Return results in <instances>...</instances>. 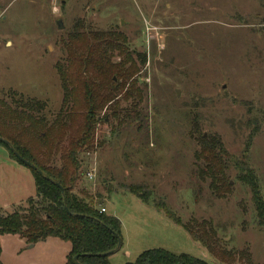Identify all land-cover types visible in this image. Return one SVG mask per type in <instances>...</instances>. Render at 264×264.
<instances>
[{
    "label": "rangeland",
    "instance_id": "obj_1",
    "mask_svg": "<svg viewBox=\"0 0 264 264\" xmlns=\"http://www.w3.org/2000/svg\"><path fill=\"white\" fill-rule=\"evenodd\" d=\"M78 25L119 31L134 58L146 57L136 75L144 119L117 127L103 110L94 133L101 145L81 155L83 175L75 185L79 197L84 191L87 202L121 221L122 244L110 263L133 262L158 247L220 264L153 206L160 197L183 222L211 221L220 245L264 264V227L257 224L250 189L238 181L237 169L229 167L231 193L225 198H214L207 181L192 176L198 133L215 134L234 161L245 160L254 171L264 200V0H0L4 104L42 101L40 117L53 121L63 93L56 63H65L67 35ZM118 105L130 108L123 101ZM195 126L198 133L191 131ZM7 153L0 143V215L26 209L35 195L26 167H20L26 178L5 169ZM88 170L93 180L85 177ZM135 184L146 185L149 203L128 192L127 185ZM68 248L58 239L30 247L9 234L0 236V261L63 264Z\"/></svg>",
    "mask_w": 264,
    "mask_h": 264
},
{
    "label": "trees",
    "instance_id": "obj_2",
    "mask_svg": "<svg viewBox=\"0 0 264 264\" xmlns=\"http://www.w3.org/2000/svg\"><path fill=\"white\" fill-rule=\"evenodd\" d=\"M74 27L75 31L66 38L65 63H56L63 93L61 109L53 121L48 123L40 117L38 111L44 109L42 101L21 99L9 107L0 100V143L10 158L31 172L35 188V195L26 201V209L0 215V236L15 235L30 246L50 238L58 239L69 246L63 264H111L108 253L118 243L120 247L122 244L121 221L105 211L99 212L98 205L85 200L88 197L84 191L81 194L85 199L79 197L75 185L83 175L81 155L94 152L101 145H96L94 133L103 110L102 115L108 114L117 127L144 119L138 109L142 90L136 75L145 65L146 57L136 53L134 58V51H129L126 38L119 31L98 32L82 30L79 25ZM120 101L129 103L130 108L119 106ZM191 131L199 132L196 126ZM197 144L194 180L207 181L214 198H225L231 193L227 172L231 165L235 167L238 181L250 189L257 224L264 227V200L248 163L234 161L218 135L198 133ZM13 151L34 169L19 161ZM127 190L140 201L149 203L146 185H127ZM200 192L201 185L194 191L196 200ZM155 201L153 206L158 211L185 230L218 263L254 264L247 252L220 245L222 241L211 221L191 218L183 222L162 198ZM124 264L207 263L187 253L157 247L139 253L133 262Z\"/></svg>",
    "mask_w": 264,
    "mask_h": 264
},
{
    "label": "crops",
    "instance_id": "obj_3",
    "mask_svg": "<svg viewBox=\"0 0 264 264\" xmlns=\"http://www.w3.org/2000/svg\"><path fill=\"white\" fill-rule=\"evenodd\" d=\"M2 153H4V152H2ZM4 155V159H3V165H4V167H5V169L7 170H10L13 174H14V176L16 177V178H21V177H25L26 178V176H27V172H24V170L22 171L21 170V168L20 167H23L22 165H20V164H18L15 160H13L12 158H10L9 156H8V153H7V156L5 155V154H3ZM28 170V169H27ZM28 172H29V170H28ZM30 176H28L26 179L28 180V178H29V180H30V177H31V180L30 181H32L33 182V178H32V175H31V172H30V174H29ZM33 186H34V184H33ZM35 192V191H34ZM32 196V195H31ZM24 199V198H23ZM22 199V200H23ZM21 201V200H20ZM47 240H52L51 238L50 239H47ZM55 240V239H54ZM53 242V241H52ZM55 242V241H54ZM57 243H60V242H57ZM56 243V244H57Z\"/></svg>",
    "mask_w": 264,
    "mask_h": 264
},
{
    "label": "water",
    "instance_id": "obj_4",
    "mask_svg": "<svg viewBox=\"0 0 264 264\" xmlns=\"http://www.w3.org/2000/svg\"><path fill=\"white\" fill-rule=\"evenodd\" d=\"M58 27L61 28V22L58 21ZM5 144H8L7 141H4ZM13 154L15 155V157H17L19 159V161H21L22 163L28 165L30 168L34 169V166L32 164H30L27 160H25L24 158L20 157L15 151H13ZM32 246V245H31ZM30 246V247H31ZM120 248V243H118V245L116 246V248L114 249V251L109 252L108 254H113L114 252L118 251V249Z\"/></svg>",
    "mask_w": 264,
    "mask_h": 264
},
{
    "label": "built area",
    "instance_id": "obj_5",
    "mask_svg": "<svg viewBox=\"0 0 264 264\" xmlns=\"http://www.w3.org/2000/svg\"><path fill=\"white\" fill-rule=\"evenodd\" d=\"M94 173H93V171H87V173H86V175H85V177L88 179V180H93L94 179ZM104 211H105V207L104 208H100L99 209V212H101V213H104Z\"/></svg>",
    "mask_w": 264,
    "mask_h": 264
}]
</instances>
